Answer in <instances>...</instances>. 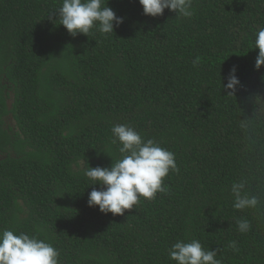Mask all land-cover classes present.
Listing matches in <instances>:
<instances>
[{
	"label": "trees",
	"instance_id": "obj_1",
	"mask_svg": "<svg viewBox=\"0 0 264 264\" xmlns=\"http://www.w3.org/2000/svg\"><path fill=\"white\" fill-rule=\"evenodd\" d=\"M62 2L0 0V231L46 240L60 264H177L169 248L192 239L223 264H264V65L255 68L254 48L264 0H193L191 18L104 0L123 23L75 37L59 24ZM116 124L174 153L179 168L164 178L167 193L124 215L88 206L100 185L80 170L122 158ZM240 180L256 208L233 207Z\"/></svg>",
	"mask_w": 264,
	"mask_h": 264
},
{
	"label": "clouds",
	"instance_id": "obj_2",
	"mask_svg": "<svg viewBox=\"0 0 264 264\" xmlns=\"http://www.w3.org/2000/svg\"><path fill=\"white\" fill-rule=\"evenodd\" d=\"M143 13L152 17L161 16L165 9L175 12V16L191 18L193 0H139ZM57 16L68 33L75 37L78 34L89 36L96 29L102 34L114 32V26L123 23L113 9L105 6L104 0H63L56 9ZM51 18V17H50ZM259 52L255 60V68L264 65V28L256 33L255 46ZM194 65L198 60L193 62ZM233 66L227 76V84L223 87L230 89L228 94L234 95L240 84ZM241 127L246 128L247 123ZM112 143L120 144L121 159L110 167L80 163V170L91 181L90 185L99 184L88 195V206H98L99 211L113 215H124L125 210H131L140 203L141 198L153 200L157 193H167L164 178L169 172H178L175 154L163 148L153 139L144 140L142 136L127 124H116L112 127ZM87 161V160H86ZM233 207L237 210L256 208L260 199L250 195L246 190V181L240 180L231 185ZM240 232L250 230L251 224L246 219L237 221ZM229 247L238 251L236 242H230ZM171 260L177 264H223L217 259V250H205L201 242L192 239L190 242L177 240L168 250ZM0 264H60L59 251L49 242L29 235L25 232L16 234L13 230L0 231Z\"/></svg>",
	"mask_w": 264,
	"mask_h": 264
},
{
	"label": "rangeland",
	"instance_id": "obj_3",
	"mask_svg": "<svg viewBox=\"0 0 264 264\" xmlns=\"http://www.w3.org/2000/svg\"><path fill=\"white\" fill-rule=\"evenodd\" d=\"M9 120L12 122V120L9 118Z\"/></svg>",
	"mask_w": 264,
	"mask_h": 264
}]
</instances>
